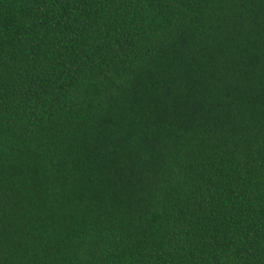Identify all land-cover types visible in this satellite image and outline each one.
I'll return each mask as SVG.
<instances>
[{"label": "trees", "instance_id": "trees-1", "mask_svg": "<svg viewBox=\"0 0 264 264\" xmlns=\"http://www.w3.org/2000/svg\"><path fill=\"white\" fill-rule=\"evenodd\" d=\"M0 264H264V0H0Z\"/></svg>", "mask_w": 264, "mask_h": 264}]
</instances>
